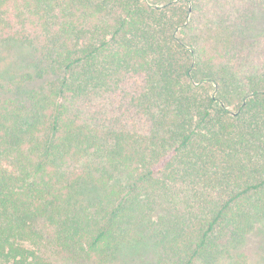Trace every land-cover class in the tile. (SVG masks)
Wrapping results in <instances>:
<instances>
[{"label": "trees", "instance_id": "trees-1", "mask_svg": "<svg viewBox=\"0 0 264 264\" xmlns=\"http://www.w3.org/2000/svg\"><path fill=\"white\" fill-rule=\"evenodd\" d=\"M252 237L264 0H0V264H245Z\"/></svg>", "mask_w": 264, "mask_h": 264}, {"label": "rangeland", "instance_id": "rangeland-1", "mask_svg": "<svg viewBox=\"0 0 264 264\" xmlns=\"http://www.w3.org/2000/svg\"><path fill=\"white\" fill-rule=\"evenodd\" d=\"M26 56V55H25ZM263 243L252 237L249 240V256L245 261V264H264V254H261ZM258 251V252H257ZM49 264H92L70 261L59 254H53L50 256ZM111 264H157L155 257L148 246L136 245L128 248L120 256V258Z\"/></svg>", "mask_w": 264, "mask_h": 264}]
</instances>
